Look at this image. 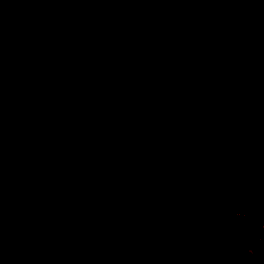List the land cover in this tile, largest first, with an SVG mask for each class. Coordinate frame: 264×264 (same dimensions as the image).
I'll list each match as a JSON object with an SVG mask.
<instances>
[{"label": "trees", "instance_id": "16d2710c", "mask_svg": "<svg viewBox=\"0 0 264 264\" xmlns=\"http://www.w3.org/2000/svg\"><path fill=\"white\" fill-rule=\"evenodd\" d=\"M239 215L264 0H0V264H264Z\"/></svg>", "mask_w": 264, "mask_h": 264}, {"label": "rangeland", "instance_id": "374dc122", "mask_svg": "<svg viewBox=\"0 0 264 264\" xmlns=\"http://www.w3.org/2000/svg\"><path fill=\"white\" fill-rule=\"evenodd\" d=\"M244 9L246 8V3L243 1H236V2H226V3H221L219 5L216 6H212L210 7V10L213 11H225V10H230V9ZM239 221H238V225L243 227V237L244 240L247 241V243L250 245V247H254V243L257 240H263L264 238V231L262 229L259 228V226L256 223H252L251 221H249V223L247 224V226L245 227V223L246 220L244 217L242 216H238ZM197 234L202 238L205 233L202 229L197 228L196 229Z\"/></svg>", "mask_w": 264, "mask_h": 264}, {"label": "water", "instance_id": "95a60500", "mask_svg": "<svg viewBox=\"0 0 264 264\" xmlns=\"http://www.w3.org/2000/svg\"><path fill=\"white\" fill-rule=\"evenodd\" d=\"M249 221H250L249 219L246 220V223L244 225L245 227L247 226V224L249 223Z\"/></svg>", "mask_w": 264, "mask_h": 264}]
</instances>
